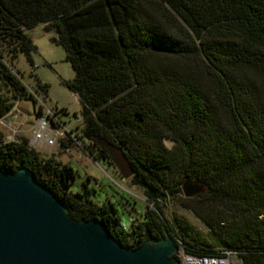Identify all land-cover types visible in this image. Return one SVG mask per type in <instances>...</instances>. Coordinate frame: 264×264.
<instances>
[{
    "label": "trees",
    "instance_id": "1",
    "mask_svg": "<svg viewBox=\"0 0 264 264\" xmlns=\"http://www.w3.org/2000/svg\"><path fill=\"white\" fill-rule=\"evenodd\" d=\"M37 25L55 32L73 71L66 87L88 155L114 165L97 141L119 148L147 199L185 183L204 188L183 206L217 228L241 264H264V0H0V118L20 100L35 110L3 54L32 65L26 32ZM0 170L29 172L71 219L98 221L124 248L168 235L187 253L225 251L188 230L176 240L153 204L124 223L87 190L73 192L74 171L26 138L0 132Z\"/></svg>",
    "mask_w": 264,
    "mask_h": 264
},
{
    "label": "rangeland",
    "instance_id": "2",
    "mask_svg": "<svg viewBox=\"0 0 264 264\" xmlns=\"http://www.w3.org/2000/svg\"><path fill=\"white\" fill-rule=\"evenodd\" d=\"M26 33L35 48L31 53L32 65L22 54H18L15 58L3 54V59L21 82L35 93L48 109L64 110L62 113L56 112L61 122L57 125L58 131L62 133L61 138L51 147L35 148L31 145L29 147L43 159H52L60 165L70 167L75 173L71 190L73 192L87 190L97 204L104 203L108 207L112 206L124 223L128 222L130 216L142 214L148 206L153 204L168 226L170 235L176 240H180L183 237V231L188 230L193 234L197 233L213 248L227 251V248L222 246L223 238L220 231L217 228L215 230L207 228L183 206L191 203V201H183V185L179 186V191L173 188L175 192L166 191L165 195L147 199L142 188L132 185L131 178L122 179L115 165H110L107 161H94L88 155L78 140L82 131L80 104L77 97L66 87V82L72 80L74 74L65 61L63 49L52 42L56 38L55 32L45 28L44 25H37ZM37 83L46 86L45 93L37 86ZM15 110V114L10 116V127L0 124V132L5 137L14 131L12 134L14 140L26 138L29 143L36 124L33 104L31 101L20 100L12 111ZM66 131L69 133L67 134ZM70 137L74 139L70 141ZM163 144L167 149L172 146L170 140H164ZM205 192L206 190L202 188L192 197L193 201L200 200ZM198 195L201 197H197ZM185 225L188 229L184 227ZM182 245L179 244L175 256L180 257L185 252ZM230 264H241L236 254L231 255Z\"/></svg>",
    "mask_w": 264,
    "mask_h": 264
},
{
    "label": "water",
    "instance_id": "3",
    "mask_svg": "<svg viewBox=\"0 0 264 264\" xmlns=\"http://www.w3.org/2000/svg\"><path fill=\"white\" fill-rule=\"evenodd\" d=\"M123 180L133 176L122 151L97 141ZM201 187L183 185L184 197ZM178 247L170 236L136 249L114 242L96 220L71 219L59 199L25 170H0V264H176Z\"/></svg>",
    "mask_w": 264,
    "mask_h": 264
},
{
    "label": "built area",
    "instance_id": "4",
    "mask_svg": "<svg viewBox=\"0 0 264 264\" xmlns=\"http://www.w3.org/2000/svg\"><path fill=\"white\" fill-rule=\"evenodd\" d=\"M28 91L36 102L34 110L36 124L34 130H32V137L28 144L35 148L51 147L62 136V133H60L57 128V125L61 122L59 121L56 112L62 113L63 110L55 109L53 111L48 109L44 103L38 99L35 93L30 89H28ZM10 116L11 113H8L0 118V124L10 127ZM13 132L14 131H11V135L4 137L6 142L16 141L12 138ZM66 133L68 134L69 132L66 131ZM69 139H74V137H70ZM122 227L125 229L126 225L123 224ZM232 254L233 253L229 251H219L212 254H192L183 252L179 259L180 264H230Z\"/></svg>",
    "mask_w": 264,
    "mask_h": 264
},
{
    "label": "crops",
    "instance_id": "5",
    "mask_svg": "<svg viewBox=\"0 0 264 264\" xmlns=\"http://www.w3.org/2000/svg\"><path fill=\"white\" fill-rule=\"evenodd\" d=\"M74 96H75V95H74ZM63 111H64V110H63ZM15 112H16V110H15V111H12V112H11V115L15 114Z\"/></svg>",
    "mask_w": 264,
    "mask_h": 264
}]
</instances>
